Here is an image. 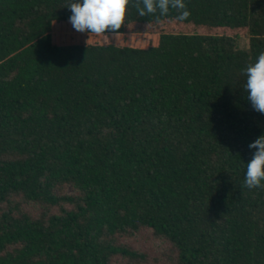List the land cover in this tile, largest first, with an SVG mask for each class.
Listing matches in <instances>:
<instances>
[{"label": "trees", "instance_id": "obj_1", "mask_svg": "<svg viewBox=\"0 0 264 264\" xmlns=\"http://www.w3.org/2000/svg\"><path fill=\"white\" fill-rule=\"evenodd\" d=\"M70 3L0 0V264H264V188L244 186L264 114L242 74L264 0H185V20L133 0L100 35Z\"/></svg>", "mask_w": 264, "mask_h": 264}, {"label": "clouds", "instance_id": "obj_2", "mask_svg": "<svg viewBox=\"0 0 264 264\" xmlns=\"http://www.w3.org/2000/svg\"><path fill=\"white\" fill-rule=\"evenodd\" d=\"M133 0H71L67 6L71 11L69 22L81 33L96 35L113 32L125 25L128 7ZM134 7L138 14L160 16L167 15L170 8L178 13V19L185 20L191 13L187 10L185 0H135ZM242 74L246 77L244 90L252 108L264 114V51H261L254 63H249ZM254 149L247 171L244 186L248 189L264 188V135L248 145Z\"/></svg>", "mask_w": 264, "mask_h": 264}, {"label": "rangeland", "instance_id": "obj_3", "mask_svg": "<svg viewBox=\"0 0 264 264\" xmlns=\"http://www.w3.org/2000/svg\"><path fill=\"white\" fill-rule=\"evenodd\" d=\"M236 46L240 49H245L246 47V38L238 36L236 38ZM66 43L70 41H65ZM64 43V42H63ZM131 243L134 245L135 248L139 250H145L150 254H155L160 252L163 248V243L156 240L149 239L145 233H142L138 236L132 238Z\"/></svg>", "mask_w": 264, "mask_h": 264}]
</instances>
